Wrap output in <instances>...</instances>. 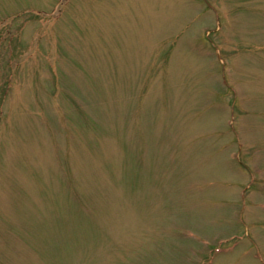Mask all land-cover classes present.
Listing matches in <instances>:
<instances>
[{
  "label": "rangeland",
  "instance_id": "rangeland-1",
  "mask_svg": "<svg viewBox=\"0 0 264 264\" xmlns=\"http://www.w3.org/2000/svg\"><path fill=\"white\" fill-rule=\"evenodd\" d=\"M0 264H264V0H0Z\"/></svg>",
  "mask_w": 264,
  "mask_h": 264
}]
</instances>
